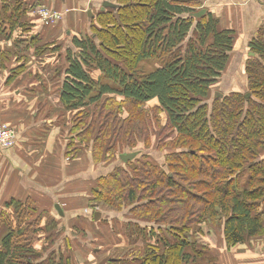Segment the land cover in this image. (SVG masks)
<instances>
[{
    "label": "trees",
    "instance_id": "16d2710c",
    "mask_svg": "<svg viewBox=\"0 0 264 264\" xmlns=\"http://www.w3.org/2000/svg\"><path fill=\"white\" fill-rule=\"evenodd\" d=\"M32 1L0 0V30L3 19L14 28L40 6ZM115 2L117 8L91 20L89 35L67 44L61 87L64 106L82 118L78 140L93 146L96 160H110L113 150L142 151L97 177L94 200L134 204L137 218L165 223L173 240H165L163 253L153 246L142 255L144 264H193L184 249L196 252L190 233L205 225H223L229 247L263 234L264 40L249 42L255 54L246 64L247 88L218 95L214 84L230 62L235 31L221 29L211 12L194 16L201 0ZM148 63L158 66L149 69ZM152 100L153 108L144 107ZM158 130L161 146L169 148L170 172L144 161L147 147L137 145ZM6 205L0 210V231H8L0 238V264H36L42 218L34 214L35 199L13 198Z\"/></svg>",
    "mask_w": 264,
    "mask_h": 264
},
{
    "label": "crops",
    "instance_id": "0c3cea01",
    "mask_svg": "<svg viewBox=\"0 0 264 264\" xmlns=\"http://www.w3.org/2000/svg\"><path fill=\"white\" fill-rule=\"evenodd\" d=\"M102 1L33 0L37 5L63 12L62 19L45 20L32 10L14 28L3 19L0 30V122L14 127L18 135L15 147H0V208L5 199L28 196L35 199L34 214L42 218V233L35 241L58 247L64 254L53 264H144L141 257L113 253L122 244L114 243L111 247L110 244L122 235L114 233L106 223L94 221L90 204L94 202L93 185L100 175L92 177L91 172L108 168L114 159L94 158L93 146L82 138L78 140V132L85 129H81L83 122L77 123L82 119L78 120V110L67 109L61 101L68 67L63 46L71 47L76 35L90 34L88 10L92 9L97 16ZM201 1L202 8L219 19L221 29L235 31L230 62L214 84V91L244 90L248 86L249 42L258 36L264 40V0ZM93 74L99 76L100 72L94 70ZM153 226L156 233L161 230L160 226ZM64 230L55 239V232ZM81 230L92 235V239L80 241ZM45 235L49 236L44 238ZM198 235L194 238L196 252L192 246H185L188 262L264 264V233L230 247L223 225L202 226ZM168 237L171 241L174 238L172 234ZM97 240L103 247H96ZM154 247L163 253L166 246ZM38 253L41 255H37L36 264H50V253Z\"/></svg>",
    "mask_w": 264,
    "mask_h": 264
},
{
    "label": "rangeland",
    "instance_id": "374dc122",
    "mask_svg": "<svg viewBox=\"0 0 264 264\" xmlns=\"http://www.w3.org/2000/svg\"><path fill=\"white\" fill-rule=\"evenodd\" d=\"M63 42V41H62ZM63 45V43H61ZM61 45V46H62ZM67 48V44L64 46ZM148 68L151 69L152 67H156L155 64L148 63ZM156 105V100H152L144 105V107L153 108ZM127 114V113H126ZM163 135L160 133V131H157V134L153 136V138H150L149 142L146 144L145 140H138L137 145L140 147H147L146 153L148 155L144 159V161L152 162L153 164H157L162 168H165L167 171L170 172L168 169V166H166V152H168L169 148H164L161 145L165 142L163 140ZM170 138V137H169ZM167 138V140H169ZM152 139V140H151ZM123 147V148H122ZM122 147H118V149H125L128 148V145H124ZM127 150V149H126ZM113 158L111 157V160L114 159L112 163L109 164L108 168H101L98 172H91L92 177H96L101 174H106L114 169L117 165L123 164V161L121 160L119 154H117L116 150H113ZM264 156V151L262 153ZM140 166V165H138ZM96 185V184H95ZM94 186V185H93ZM13 198H9L8 200L11 201ZM17 199V198H15ZM7 199L2 200L3 204L1 205V208L6 207L7 208ZM134 204H129L124 207H115L112 204H109L105 201H98L90 204L91 212L94 210H101L104 212V214L110 213L111 218L110 219H101L98 222L106 223L107 226L111 228V230L114 233H120L122 236H119L116 242H113V244H110L111 246H115L114 243L122 244V246L117 247L118 251H113L115 254L119 255H126V256H138L141 257L146 252H149L150 249L156 244L157 246L161 245L162 248L165 246V240L169 239V233L165 230V223H157L155 221H151L150 219L146 218H137L133 213H131V208H133ZM11 211L14 212V209H11ZM37 216V215H36ZM53 223V222H52ZM50 223V224H52ZM97 223V222H96ZM49 224V225H50ZM158 225L162 227L159 232L156 233L155 229ZM155 228V229H154ZM6 229H2L0 231V237L3 235V233H6ZM199 231H192L190 234V239L194 240L196 236L198 235ZM48 233V232H47ZM65 233L64 231H56L55 232V239H59V237ZM49 234V233H48ZM30 236V235H29ZM49 235H45L44 238H47ZM28 238V236H27ZM92 239V235L86 234L83 230H81L80 234V241L89 240ZM98 238H101L98 236ZM31 239V237H30ZM171 241V240H170ZM100 242V241H99ZM155 244H154V243ZM84 242H82L83 244ZM96 247L101 248L103 245L98 244V240L94 242ZM35 248L37 251L41 252H48L52 255L53 260L50 261V264H53L54 261L58 260L59 257H62L64 254L59 252L58 247L51 246L50 244H47L46 242L35 241ZM57 249V250H56ZM33 262H36V257L34 256L32 258Z\"/></svg>",
    "mask_w": 264,
    "mask_h": 264
},
{
    "label": "built area",
    "instance_id": "2783aa9c",
    "mask_svg": "<svg viewBox=\"0 0 264 264\" xmlns=\"http://www.w3.org/2000/svg\"><path fill=\"white\" fill-rule=\"evenodd\" d=\"M115 1V0H110ZM34 13L41 15L45 20H60L63 17V12L52 9L48 6H39L34 9ZM18 141L17 131L14 127L7 123L0 122V147L13 148ZM264 262V254H263Z\"/></svg>",
    "mask_w": 264,
    "mask_h": 264
},
{
    "label": "water",
    "instance_id": "95a60500",
    "mask_svg": "<svg viewBox=\"0 0 264 264\" xmlns=\"http://www.w3.org/2000/svg\"><path fill=\"white\" fill-rule=\"evenodd\" d=\"M118 6L119 5L116 2H113L110 0H103L100 10L105 11L108 7L117 8ZM207 12H208V10L204 7V8L199 9L197 12H194L193 14L196 17H201L204 14H206ZM88 15L90 17V20H92L96 17V15L93 13L92 9L88 10ZM250 54L254 55L255 52L251 51ZM216 94L224 95L223 92H220V91H217ZM141 152H142L141 150L137 149V150L126 151V152L120 153L119 156L123 162H127L130 160H134L136 157H138L141 154ZM56 207L63 214L60 204L57 203ZM104 217H105V219H110L111 214L110 213L104 214V212H102L101 210H95L93 212V219L96 222L100 221L101 219H104Z\"/></svg>",
    "mask_w": 264,
    "mask_h": 264
},
{
    "label": "bare ground",
    "instance_id": "6f19581e",
    "mask_svg": "<svg viewBox=\"0 0 264 264\" xmlns=\"http://www.w3.org/2000/svg\"><path fill=\"white\" fill-rule=\"evenodd\" d=\"M261 37V36H260Z\"/></svg>",
    "mask_w": 264,
    "mask_h": 264
}]
</instances>
